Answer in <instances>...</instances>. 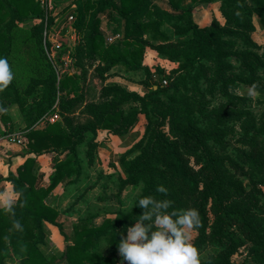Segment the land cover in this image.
Here are the masks:
<instances>
[{"label": "trees", "instance_id": "16d2710c", "mask_svg": "<svg viewBox=\"0 0 264 264\" xmlns=\"http://www.w3.org/2000/svg\"><path fill=\"white\" fill-rule=\"evenodd\" d=\"M184 1L78 0L77 9L68 12L67 18H75L77 42L65 52L83 78L95 66L104 80L116 68L143 77L141 92L119 83L105 85L82 110L87 123L46 120L61 107L60 91L68 95L64 108L82 91L79 74L59 80L47 58L44 71L30 80L25 94L14 78L0 90V121L11 122L13 105L23 114L25 151L58 153L47 187L37 185L34 157L6 178L20 195L15 217L0 208V264H116L120 235L126 237L127 227L143 214L138 200L148 195L173 200L176 209L199 210L202 227L194 232L193 243L201 264H237L233 257L241 249L252 264H264V47L253 38L255 32H264V0H202L219 3L225 21L214 17L207 27L194 21L195 8H183ZM112 12L124 21L125 36L108 44L100 15ZM29 23H34L32 39L41 44L46 19L35 0H0V58L8 60L11 71L16 29ZM149 47L175 66L168 72L161 62L153 68L146 65ZM253 85L261 100L240 94ZM212 103L218 106L206 112ZM143 116L145 131L117 160L120 190L141 187L133 208L112 207L105 213L115 217L101 224L92 222L93 214L79 218L65 252H51L47 225L61 227L60 209L51 195L63 182L82 177L79 147L87 146L91 165L98 129L124 135ZM158 185L168 189L167 196L156 191ZM22 201L24 207L19 206ZM14 220L22 230L13 228Z\"/></svg>", "mask_w": 264, "mask_h": 264}, {"label": "rangeland", "instance_id": "374dc122", "mask_svg": "<svg viewBox=\"0 0 264 264\" xmlns=\"http://www.w3.org/2000/svg\"><path fill=\"white\" fill-rule=\"evenodd\" d=\"M36 5L39 7V12L42 17H45L51 25V31L48 33L47 38L43 37L42 43L39 44L36 40L32 39L30 29L33 28L34 23H29L28 25L20 24L18 25L14 35V52L11 59L12 73L13 78L16 81L20 91L22 94H25L26 88L33 78H38L40 74L44 71L43 66H45V59L47 58L49 62L52 51L54 50L59 53L62 62H57L54 66V71L58 76V79H63L69 73H77L80 75L79 85L82 86V91L80 92L81 97L72 100L68 108H64V99L67 98L68 95L64 94L63 91H60V100L61 107L56 109L55 114H58L59 119L56 121L69 119L73 122L74 125L78 126L83 123L88 122V117L82 114V110L87 103L94 101L101 94V90L105 85L110 83H119L122 86L136 90L137 88L142 89V86L139 83L142 81L143 77L139 73H127L122 68H116L113 72L108 73L106 75L107 79H103L104 75H101L99 71H97L95 67H91L86 71V76L83 78L81 76L82 73H79V69L76 65H74V60L67 52H62L60 49H56L57 44H61L64 48L66 44L70 41L73 45L77 42V36L75 34L76 30L74 27V19H67V14L71 10L77 9L78 0H52L48 5H41L35 0ZM218 19L224 23V19L219 11ZM101 17V31L104 34L106 39V43L111 44L107 41L108 36L113 34H121L122 40L125 36L124 25L121 23V18L112 12V16L108 15H100ZM171 33V31H169ZM254 40L264 47V32L257 31L254 33ZM60 50V51H59ZM44 54V57H43ZM163 63L164 66L168 69L167 71L174 67L175 65L169 63L168 61H163L158 57V54L152 50L150 47L147 49V57L145 60L146 65L151 68L155 67L158 63ZM240 94L251 97L256 100H261L257 93L250 94V89L247 90H239ZM218 105L216 103H212L210 105L205 106V111L209 112L213 108H216ZM10 113L14 116L13 125L6 127L3 122H1V126L4 130L3 135L0 137V148H14L24 147L25 145H21L19 143L11 141V136L18 135L22 133H26L24 130V126H19L16 122V118H23L22 113L15 106L11 107ZM12 122V119H11ZM139 128L144 132L147 120L145 117H142V120L138 123ZM37 126V125H36ZM43 126V124H42ZM41 127V126H40ZM238 127V126H237ZM102 130V129H98ZM98 134V133H97ZM89 135H91L89 133ZM88 135V136H89ZM98 136V135H97ZM87 146L81 145L79 147V152L81 158H83L85 169L84 172L87 176L82 177V181L84 187H78L79 192L75 193V198L79 196L83 191L85 196H87L84 200H77L79 208L77 206L73 209L76 213L79 212V218L88 217L89 215H94L91 218L92 222L96 224H101L106 217H115L112 214H106L105 211L114 207L116 209L122 208L125 211H129L133 208L134 201L137 195L140 193L141 187H127L124 190H120L119 188V179H118V171L115 170L113 173L109 174L110 170L106 167H99L100 162L98 161V157L95 154L94 160L91 165H88V160L86 158ZM87 161V162H86ZM98 184L95 190H91L92 185ZM81 185V184H80ZM90 188V189H89ZM89 190V191H87ZM116 197L117 201L107 200L106 203L98 202V198H109ZM262 197L264 200V189L262 190ZM73 201V199H72ZM102 203V204H101ZM76 205V204H75ZM78 221V220H77ZM77 221H73L72 224L68 227L63 228V233L61 234L65 237V242H72V231L73 224ZM195 233H193V237ZM65 243V244H66ZM67 245V244H66ZM65 246V245H64ZM62 246V249H64ZM66 247V246H65ZM63 252V251H62ZM118 262L116 264H121V257L117 256ZM233 261L237 264H252L251 260L247 256V251L241 249L234 257ZM124 264H128L127 261H124Z\"/></svg>", "mask_w": 264, "mask_h": 264}, {"label": "clouds", "instance_id": "9594fccd", "mask_svg": "<svg viewBox=\"0 0 264 264\" xmlns=\"http://www.w3.org/2000/svg\"><path fill=\"white\" fill-rule=\"evenodd\" d=\"M13 80L8 60L0 58V90L7 88ZM255 85L250 94H255ZM167 196L163 185L156 188ZM19 193L14 189L0 191V208L15 217V205ZM26 201L20 202L24 207ZM170 199L158 200L148 195L138 200L143 214L138 216L134 226L127 227L126 237L121 234L117 250L121 264H201V254L193 243V233L202 227L199 210L196 208L176 209ZM13 228L22 230L19 220L13 221Z\"/></svg>", "mask_w": 264, "mask_h": 264}, {"label": "crops", "instance_id": "0c3cea01", "mask_svg": "<svg viewBox=\"0 0 264 264\" xmlns=\"http://www.w3.org/2000/svg\"><path fill=\"white\" fill-rule=\"evenodd\" d=\"M181 6L183 8H195L194 13H193L194 21L201 27L209 26L214 17L218 18L220 16L219 15V7H220L219 3L204 4L202 3V0H185ZM120 21L124 25V21L122 19ZM141 90L142 89L137 88L134 91L141 92ZM11 107L9 108V115L12 119V122H10L8 125L4 123L6 127L12 126L13 119H15L14 116H12V114L10 113ZM16 120H17L16 123L19 126L23 125L25 129L26 123H25L24 117L23 118L17 117ZM3 132L4 130L2 128L1 134H3ZM142 134H143V131L139 128V125H137L135 129H133L130 133H127L124 135H115V134L110 133L107 130H99L98 136H97L98 147H97V153H96L98 157V161L100 162L99 167L108 168L110 170L109 174L117 170V168H119V165L117 162L119 155L124 154L128 150H130L138 142ZM1 136L3 135H0V137ZM25 150L26 149L24 147L14 148V146H12L11 148H5V147L0 148V191H3L5 189H8V190L14 189L13 184L7 181L6 178L9 176L10 171L17 174V170L20 167H22L25 164L26 160L30 157L36 158L38 165H39V175H38L37 185L40 187L48 186V175L54 167L53 160L56 154L58 153L44 152L42 154L35 155V154H29ZM81 159H82V165H83V170H84L85 169L84 161H83V158ZM89 166H92V165H89ZM85 176L87 175L84 172L82 177L85 178ZM75 178L76 176H73L70 180H75ZM81 178L80 179L78 178L77 181L71 182V183L63 182L51 195V201H53L56 205H58L60 209V215H59V218L57 219V222L59 226H61V227H58L53 224L47 225V228L49 231V239L51 243V248H50L51 252H55V253L65 252L66 242H65V237L61 234V229L63 228L65 229V227L70 226L73 221H77L79 219V212L75 214L73 209L78 205L77 200H84L87 197L85 196V193L83 191L79 196L75 198L76 196L75 193L79 192L78 187H84L85 185L83 184V181ZM97 186L98 184L92 185L90 188L91 190H95ZM99 199L100 198H98L97 201ZM80 205H78L77 208H79ZM62 246H64L63 250H61ZM8 264H18V263L9 262ZM60 264H64V263L62 262Z\"/></svg>", "mask_w": 264, "mask_h": 264}, {"label": "built area", "instance_id": "2783aa9c", "mask_svg": "<svg viewBox=\"0 0 264 264\" xmlns=\"http://www.w3.org/2000/svg\"><path fill=\"white\" fill-rule=\"evenodd\" d=\"M51 1L52 0H37V2L43 6L50 4ZM67 19H69V20L74 19V16H69ZM51 25L52 24H50V22H48L46 19V24H45V29H44V38L45 39L47 38L48 33H50V31L52 30ZM121 38H122L121 34H113V35L108 36L107 41L109 43L113 44L116 41L120 40ZM70 44L72 45V42L69 41L64 48H62L63 46L61 44H57L56 49H60V50L63 49L62 50V52H63L66 50L67 46H70ZM49 57H50V61L52 62V65L56 64L57 62H62V58H61L60 54L59 53L57 54V52H55L54 50L52 51L51 56H49ZM53 66H55V65H53ZM58 119H59L58 114H54L52 116H49L46 120H48L51 123H55ZM10 138H11V141L19 143L21 145H25V146L28 142L26 133L13 135Z\"/></svg>", "mask_w": 264, "mask_h": 264}, {"label": "water", "instance_id": "95a60500", "mask_svg": "<svg viewBox=\"0 0 264 264\" xmlns=\"http://www.w3.org/2000/svg\"><path fill=\"white\" fill-rule=\"evenodd\" d=\"M70 46H72V45L70 44Z\"/></svg>", "mask_w": 264, "mask_h": 264}]
</instances>
